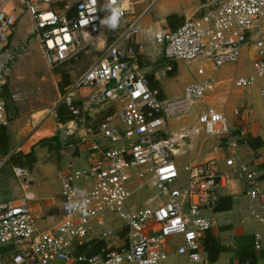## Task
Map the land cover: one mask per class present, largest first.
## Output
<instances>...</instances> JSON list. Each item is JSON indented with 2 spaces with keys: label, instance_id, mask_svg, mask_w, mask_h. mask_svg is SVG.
Instances as JSON below:
<instances>
[{
  "label": "built area",
  "instance_id": "1",
  "mask_svg": "<svg viewBox=\"0 0 264 264\" xmlns=\"http://www.w3.org/2000/svg\"><path fill=\"white\" fill-rule=\"evenodd\" d=\"M10 1L3 0L0 7V90L7 84L1 48L15 32L17 22L16 16L6 10ZM52 1L23 0L51 70L71 61L93 41L106 42L109 31L122 29L117 39L106 42L99 57L65 88L62 102L75 118L80 117L82 108L76 96L81 88L88 87L92 91L87 106L115 103L119 109L85 128L84 140L92 142L90 167L60 171L63 219L55 226L40 229L26 199L20 203L0 199V247L4 248L0 249V264H6V260L11 264H161L171 255H187L190 264H214L204 251V238L213 226L205 210L214 207L228 174L215 160H206L187 166L184 185H177L180 169L176 157L187 133H170L166 128L169 119L187 115L194 103L216 90L217 77L188 84L178 98L162 97L161 91L131 63L136 49L121 44L142 31L139 19L125 25L135 0H106L111 9L109 17L101 11L102 0H76L64 4L62 11L44 8ZM72 8L74 14L69 16ZM199 10V15L185 19L179 27L162 29L155 36L164 56L170 61L204 60L217 71L237 63L244 46L249 45L255 75L232 81L237 86H249L262 78L264 104V0H201ZM204 70L201 67L199 73ZM113 79L116 83L108 86ZM22 96L20 92L12 95L14 100ZM199 124V132L228 138L218 148L232 151L240 147L222 111L212 106L203 109ZM9 125L7 99L0 94V137L2 128ZM240 136L249 144L245 129ZM75 147L74 143L68 146L70 150ZM226 161L245 174L250 185L247 195L252 200L263 199L264 191L256 187V167L236 165L233 154ZM14 173L27 178L30 170L16 166ZM84 179L90 180V187L77 186ZM145 184L156 192L141 205H128ZM124 229L127 239L120 235ZM177 237L182 243L168 249V240ZM99 240L105 242L100 253L78 252L80 246L91 247ZM261 241L262 236L257 234V250L262 248Z\"/></svg>",
  "mask_w": 264,
  "mask_h": 264
},
{
  "label": "crops",
  "instance_id": "2",
  "mask_svg": "<svg viewBox=\"0 0 264 264\" xmlns=\"http://www.w3.org/2000/svg\"><path fill=\"white\" fill-rule=\"evenodd\" d=\"M75 1L53 0L49 5H44V8L62 11L64 4H72ZM153 1L135 0L132 11L125 21V25H127L129 22L139 19L142 25L140 34L131 40L124 39L121 41L122 46H132L137 51L135 57L131 59L133 66L141 74L147 76L150 85L158 88L161 91V96L165 98L174 99L182 96L185 87L197 80L214 76L219 81L216 90L210 92L203 101L194 103L197 106L195 115L191 117L190 111L187 115L173 117L169 119L166 128V131L170 133L174 131H185L187 133L186 141L181 146V153L176 157L182 169L186 171V167L191 164L215 160L218 168L228 174L229 178L226 181L224 179L222 185L219 187L218 199L221 196H230L231 208L222 211L214 210L218 201L217 199L213 208L205 210V213L213 220V226L209 232L219 238L225 247L220 253L219 258L213 261V263L238 264L239 260L235 255V248L238 245L237 240L239 236L246 234L253 235L255 246L256 235L259 234L262 236V248L261 250L255 248L257 252V264H264V198L252 200L247 195V189L250 185L245 174L236 167L228 165L226 161L227 157L233 154L236 158V165L249 163L253 167H256L259 172L256 187L258 190L264 191V115L254 105L255 102L253 100L255 96L262 99L261 86L263 79L257 78V81L259 78L261 79V84L254 91L249 87L251 85L237 86L232 81L235 78L255 75V71L249 75H230L227 70L228 68L234 69L236 67L235 63L233 65L226 64L217 71H213L208 62L198 60L197 70L194 73H190L187 66L191 62L170 61L167 59L163 54L162 44L155 40V36L162 29H175L185 19L195 16L196 11L199 10L201 0H156L155 3ZM2 4L3 0H0V7H2ZM6 10L17 18L15 32L11 34L8 42L1 48L2 61L8 79V74L10 73L9 64L15 58V50L19 48L21 41L29 38L36 30L34 22H31L33 19L27 11L23 0L10 1L6 5ZM101 11L105 17L111 15V9L106 0L101 1ZM67 14L69 16L73 15L74 8L69 10ZM121 30H116V32L110 31L106 40L107 44L115 41ZM106 42L101 40L93 41V44L87 46L91 47L89 51L77 55L67 65L82 69L81 71L87 69L99 57L97 51L102 50ZM31 46L27 59L32 62L28 64V72L38 70L37 67H34L35 65L37 66V62L43 64L41 72L44 70L48 71L47 67L49 66L42 44L40 43L39 45L36 42H32ZM245 48H250L252 51L253 65V49L249 45L244 46L243 49ZM79 59H82L83 62H78L77 60ZM201 67L205 69L203 74L199 73ZM80 75L77 76V72L73 69L58 72L55 75L58 79L59 100H62L61 95L64 93L65 88ZM49 82L50 80L45 81V84L48 85ZM91 91L90 88L83 87L76 96V102L82 108V114L78 118L74 116V119L60 123L57 118L56 108L62 101L56 103V100L54 102L55 105L53 104L55 108L53 113L46 106L34 105L33 108L28 109L27 113H25V115L27 114L26 117L20 121L16 119L15 124L9 130L10 134L16 137L13 141H16L24 134V137L20 141L22 147L16 148L10 154L5 149L7 147H5L2 150L5 157L0 162V168L5 162L11 165L13 171L16 166H26L30 170V175L27 178H19L12 171L13 176L8 177L5 184L0 186V199L6 201L13 200L19 203L25 201V199L28 200V204L37 218L40 229L52 228L58 221L63 219L60 171L68 170L76 172L80 169H88L91 165L92 142L89 139L84 140L87 139L85 128L91 125L92 121L101 120L106 115L113 114L119 109V106L115 103H108L102 106H87ZM0 93L2 94L1 90ZM210 106L222 111L226 115L228 125L234 137L239 138V142H241L240 147L235 150L232 149V151L227 150L224 146L218 148L221 142V145L227 142V137L219 138L208 135L203 131H198L200 126L199 114L203 109ZM10 126L11 119L10 125L2 128L1 135H4V131H8ZM63 127L65 129H62ZM241 129L247 131L249 144H246L244 142L245 139L240 136ZM6 136V141H11L10 136ZM8 138L9 140H7ZM46 139L49 140L44 142ZM96 139L99 140V138ZM6 143L5 145H7ZM70 143L76 144L73 150L68 148ZM63 144H65V147ZM39 147L41 150L38 149ZM20 149L22 151L16 154ZM32 151L36 156V161L33 164H20L27 161L25 160V156ZM59 157L61 159H57ZM77 186L90 187L91 182L88 179L80 180L77 182ZM26 197L30 198L27 199ZM257 214L260 216H257ZM124 230L126 231V229ZM124 230L121 232H124ZM179 243H182L181 237L169 239L167 248L175 249ZM171 257L175 258L177 264H190L187 255H171L169 258ZM164 261L161 263L163 264Z\"/></svg>",
  "mask_w": 264,
  "mask_h": 264
},
{
  "label": "rangeland",
  "instance_id": "3",
  "mask_svg": "<svg viewBox=\"0 0 264 264\" xmlns=\"http://www.w3.org/2000/svg\"><path fill=\"white\" fill-rule=\"evenodd\" d=\"M105 0H102V2ZM200 14V10L196 11L195 16ZM33 22V21H31ZM32 25V23H30ZM110 32V31H109ZM108 32V33H109ZM114 32V31H112ZM116 32V31H115ZM35 38V40H34ZM25 41V42H24ZM24 41H21L19 43V48L15 50V58L9 64L10 67V73L8 74V79H7V84L5 87L1 90L2 94L4 95L7 99L8 103V109H9V114H10V119H11V126L10 128L4 131V135H1L0 138V162L3 160L5 157L2 152V150L5 148L8 153L10 154L12 151H14L16 148L22 147L20 144V141L24 137V134H22L16 141H13L16 137L10 134L9 130L11 127L15 124L16 119L23 120L24 117H26L25 113H27L28 109H31L34 107V105L40 106H46L51 113L55 111V108L53 107L54 102L57 100L56 103L62 101L60 99L59 95V89H58V79L55 75H57L58 72L62 71H70L74 70L77 72V76L80 75L82 72L85 70L81 71L82 69H77L71 66H68L67 63L62 65L56 70H51L49 67H47V70H44L41 72L40 70H43V64L41 62H37V66L35 65L34 67H37V71L35 72H28V64L29 62H32L31 60L29 61L27 57L29 56V51L31 50V45L33 43H38L40 45L39 38H37V33L34 32L33 34L30 35L29 38L25 39ZM23 46V48H21ZM31 46V47H30ZM91 47H87L86 49H83L79 54L89 51ZM102 51V50H100ZM100 51L98 52V56L100 55ZM29 52V53H28ZM36 53V51H35ZM78 54V55H79ZM78 62H83L82 59L77 60ZM199 62L193 61L188 64V71L190 73H194V71L197 70ZM8 65V64H7ZM231 65V64H230ZM233 65V64H232ZM236 67L233 68H228V72L230 75L234 76H239L240 74H246L249 75L254 72V68L252 65V51L250 48H245L243 49L242 56L240 60L235 63ZM7 67V66H6ZM231 67V66H230ZM45 77V80H44ZM49 84L46 85L45 81H49ZM261 79L259 78L258 81L254 85H251V87L254 91H256L257 88H259ZM20 92L22 93V98L19 100H14L12 97L13 93ZM64 92V91H63ZM63 95V93H62ZM61 95V96H62ZM59 100V101H58ZM254 100V105L259 109V111L264 115V106L262 104V99L258 96H255L253 98ZM55 105V104H54ZM54 108V109H53ZM197 111V106L193 104L192 109H191V117L192 115H195ZM23 113V114H22ZM65 127V126H64ZM62 129H65V128ZM32 133V132H31ZM6 135L10 136L11 141H6ZM4 136V137H3ZM9 140V138L7 139ZM5 142H7L5 145ZM20 144V145H19ZM66 144V143H65ZM65 144L64 147H65ZM39 150L40 147L38 148ZM22 151V149L19 150V152H16V154H19ZM2 152V153H1ZM6 155V154H5ZM56 158V157H55ZM57 159H61L60 157ZM26 160V158H25ZM176 162L179 165L180 169V177L176 181V184L179 186L184 185L186 178H187V171L182 169L181 165L178 162V159H176ZM16 164V163H14ZM13 169L11 165L7 162H5L2 167L0 168V186H3L6 182V179L8 177H12L13 175ZM15 175V174H14ZM16 176V175H15ZM4 180V181H3ZM1 191V189H0ZM156 191L155 189L151 188L148 184H145L141 189H139L137 192L133 194V196L128 200L127 204L128 205H133V204H143L147 198L154 194ZM1 250H4L3 247H0ZM4 257H6V254H4ZM6 264H11L10 260H6ZM162 264V263H161ZM163 264H177L175 258L171 257L163 262Z\"/></svg>",
  "mask_w": 264,
  "mask_h": 264
},
{
  "label": "trees",
  "instance_id": "4",
  "mask_svg": "<svg viewBox=\"0 0 264 264\" xmlns=\"http://www.w3.org/2000/svg\"><path fill=\"white\" fill-rule=\"evenodd\" d=\"M57 118L60 123H65L69 120L74 119V115L68 109V106L64 102H60L56 108ZM57 138V137H56ZM49 139L44 140L46 142ZM25 162L20 164H33L36 161V156L34 152L27 154L25 156ZM231 197L230 196H221L219 197L214 210L222 211L231 208ZM127 231V230H126ZM126 231L121 232L120 235L127 239ZM237 247L235 248V255L238 258V264H257V255L254 246V236L250 234L239 236L237 240ZM91 247L87 245L80 246L78 252H86L88 255H94L101 252V249L105 247V242L102 240L92 242ZM224 245L220 242L213 233L209 232L204 238V250L207 253L210 260L216 261L219 258L220 253L224 250Z\"/></svg>",
  "mask_w": 264,
  "mask_h": 264
},
{
  "label": "water",
  "instance_id": "5",
  "mask_svg": "<svg viewBox=\"0 0 264 264\" xmlns=\"http://www.w3.org/2000/svg\"><path fill=\"white\" fill-rule=\"evenodd\" d=\"M115 83H116V80L113 79V80L108 84V86H112V85L115 84ZM162 136H164V134H162Z\"/></svg>",
  "mask_w": 264,
  "mask_h": 264
},
{
  "label": "clouds",
  "instance_id": "6",
  "mask_svg": "<svg viewBox=\"0 0 264 264\" xmlns=\"http://www.w3.org/2000/svg\"><path fill=\"white\" fill-rule=\"evenodd\" d=\"M116 20H117V18H113V24H115L116 23Z\"/></svg>",
  "mask_w": 264,
  "mask_h": 264
}]
</instances>
